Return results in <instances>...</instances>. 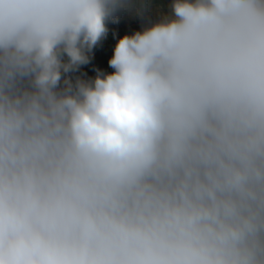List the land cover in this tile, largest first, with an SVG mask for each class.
I'll list each match as a JSON object with an SVG mask.
<instances>
[{"label":"clouds","instance_id":"1","mask_svg":"<svg viewBox=\"0 0 264 264\" xmlns=\"http://www.w3.org/2000/svg\"><path fill=\"white\" fill-rule=\"evenodd\" d=\"M0 0V264H264V0Z\"/></svg>","mask_w":264,"mask_h":264},{"label":"rangeland","instance_id":"2","mask_svg":"<svg viewBox=\"0 0 264 264\" xmlns=\"http://www.w3.org/2000/svg\"><path fill=\"white\" fill-rule=\"evenodd\" d=\"M137 8L143 3L146 8L142 15H137L136 11H121L117 14V22H108L109 32L92 51L91 62L81 67L78 73H86L85 78L94 77L96 69L110 73L113 71L108 65L112 57L117 41L125 35H132L143 27L157 22L163 16L170 14V5L172 0H134Z\"/></svg>","mask_w":264,"mask_h":264}]
</instances>
